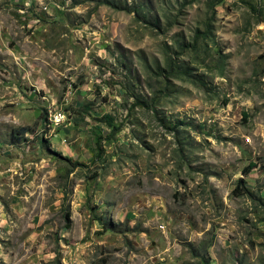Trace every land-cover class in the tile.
Returning <instances> with one entry per match:
<instances>
[{"label":"rangeland","instance_id":"obj_1","mask_svg":"<svg viewBox=\"0 0 264 264\" xmlns=\"http://www.w3.org/2000/svg\"><path fill=\"white\" fill-rule=\"evenodd\" d=\"M0 264H264V0H0Z\"/></svg>","mask_w":264,"mask_h":264},{"label":"trees","instance_id":"obj_2","mask_svg":"<svg viewBox=\"0 0 264 264\" xmlns=\"http://www.w3.org/2000/svg\"><path fill=\"white\" fill-rule=\"evenodd\" d=\"M256 166L255 165H251L248 170L245 171V174L247 175V173H249L253 168H255ZM242 180L239 181V183H241Z\"/></svg>","mask_w":264,"mask_h":264}]
</instances>
